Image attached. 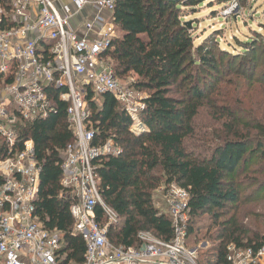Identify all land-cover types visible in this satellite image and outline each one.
<instances>
[{"label":"trees","instance_id":"16d2710c","mask_svg":"<svg viewBox=\"0 0 264 264\" xmlns=\"http://www.w3.org/2000/svg\"><path fill=\"white\" fill-rule=\"evenodd\" d=\"M205 1L115 0V37L102 59L120 81L134 74L131 87L147 94L139 114L147 133H131L132 121L112 95L100 96L99 107L92 102V94L86 102L95 132L93 145L112 139L122 151L94 161L101 199L118 218L108 230L109 242L138 247L140 232L171 240V216L164 198L174 184L189 194V248L224 210L232 213L227 227L214 237L211 258L204 263L198 258L199 264H229L228 245L254 251L264 246V230L255 225L249 228L238 218L239 208L258 203L261 193L264 198V96L256 102H247L238 93L222 96L216 80L222 73L221 63L231 71L239 61L255 73L261 67L255 55L264 53V34L255 32L244 41L235 38L225 48L212 38L194 46L193 28L184 19L195 15ZM7 3L0 0L1 7ZM202 71H207L208 78L213 76L212 83L208 78L197 79ZM64 91L49 89L55 109L45 118L18 119L12 149L0 135V160L20 152L26 140L33 141L34 158L41 169L34 215L45 229L63 234L59 264H83L85 244L72 235V200L61 184L63 152L74 141L67 104L57 100ZM204 112L208 119L199 128L195 122ZM252 165L257 169L251 171ZM156 197L163 198L162 210L156 207ZM95 214L105 224L99 207Z\"/></svg>","mask_w":264,"mask_h":264},{"label":"built area","instance_id":"2783aa9c","mask_svg":"<svg viewBox=\"0 0 264 264\" xmlns=\"http://www.w3.org/2000/svg\"><path fill=\"white\" fill-rule=\"evenodd\" d=\"M114 7L115 0H9L7 7L0 6V135L12 149L18 119L45 118L55 109L49 89L65 88L57 100L67 104L74 141L63 152L61 184L72 200V235L85 244L83 264H199L197 250L186 244L189 194L174 184L164 198L171 240L149 232L138 233V247L108 240L118 218L101 199L94 161L122 151L112 139L93 145L87 95L98 107L100 96L112 95L130 117L131 133L148 132L139 117L146 95L131 87L136 76L122 82L102 59L115 37ZM40 170L32 140L0 160V264L61 262L63 234L45 229L34 215ZM97 207L106 219L103 225L96 219ZM226 251L229 264H264V246L254 251L230 244Z\"/></svg>","mask_w":264,"mask_h":264},{"label":"rangeland","instance_id":"374dc122","mask_svg":"<svg viewBox=\"0 0 264 264\" xmlns=\"http://www.w3.org/2000/svg\"><path fill=\"white\" fill-rule=\"evenodd\" d=\"M196 12L195 15L184 19V22H188L193 28L194 46L212 38L218 41V47L225 48L230 44H234L235 38L244 41L247 37H254L255 32L261 35L264 34V0H228L224 4H220L217 0H207ZM215 37L216 39H214ZM255 56L257 57L256 64H261V67L255 73L254 70L251 71L250 67L244 66L239 61L234 63L235 66L231 67V71L228 70L225 63H221L222 66L220 65L219 68L222 73L216 80V87L220 88V95H236L238 93L247 102H250V100L252 102L261 100L264 96V53ZM206 73L207 71L199 72L197 79L208 78ZM130 76L132 77L133 75ZM128 80L129 78L122 82L126 83ZM218 80H223V83L218 84ZM212 81L213 76L208 78V82L212 83ZM206 119L208 118L204 112L196 120L195 124L200 128L204 125ZM256 169L255 165L250 167L251 171ZM261 196H263L262 193L258 203L239 208L238 218L245 226L251 228L249 225H255L257 229L263 231L264 198L261 199ZM155 200L159 202L158 204L156 203V207L158 206L162 210L163 198L156 197ZM231 214L227 209L224 210L210 228L200 233L198 243L189 248L197 250V257L201 263L211 258L213 252L211 246L214 237L227 227L231 220ZM250 214L259 215L260 217L252 218Z\"/></svg>","mask_w":264,"mask_h":264}]
</instances>
